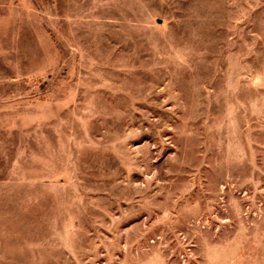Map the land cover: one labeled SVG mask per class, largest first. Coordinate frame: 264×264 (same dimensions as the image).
Returning a JSON list of instances; mask_svg holds the SVG:
<instances>
[{
	"label": "rangeland",
	"instance_id": "obj_1",
	"mask_svg": "<svg viewBox=\"0 0 264 264\" xmlns=\"http://www.w3.org/2000/svg\"><path fill=\"white\" fill-rule=\"evenodd\" d=\"M0 264H264V0H0Z\"/></svg>",
	"mask_w": 264,
	"mask_h": 264
}]
</instances>
